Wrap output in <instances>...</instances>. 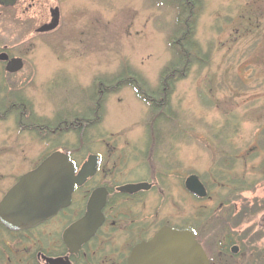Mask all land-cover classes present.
Wrapping results in <instances>:
<instances>
[{
    "label": "rangeland",
    "instance_id": "rangeland-1",
    "mask_svg": "<svg viewBox=\"0 0 264 264\" xmlns=\"http://www.w3.org/2000/svg\"><path fill=\"white\" fill-rule=\"evenodd\" d=\"M197 3L191 38L200 60L169 87L160 78L174 59L177 0H63L64 10L71 7L68 19L66 12L55 32L33 43L0 31V42L20 45L33 66L30 74L26 69L14 76L29 75L22 88L0 84V197L48 152L74 150L78 161L96 153L100 170L89 189L104 178L111 186L154 184L122 202L120 209L136 215L137 233L165 222L194 226L214 264H264V0ZM128 78L144 82L140 93L162 100L164 107L153 113ZM13 95L25 101L23 115L20 105L9 107ZM81 118L96 121L85 126ZM63 121L73 125L50 132ZM38 124L48 128L34 129ZM226 156L233 163L222 171ZM220 171L230 181L245 180L248 188L225 191L235 186L216 180ZM192 173L208 190L201 200L183 186ZM60 216L59 228L71 219ZM227 233L231 242L223 252ZM124 236L115 233L121 249ZM29 257L0 264H38Z\"/></svg>",
    "mask_w": 264,
    "mask_h": 264
},
{
    "label": "flooded vegetation",
    "instance_id": "flooded-vegetation-1",
    "mask_svg": "<svg viewBox=\"0 0 264 264\" xmlns=\"http://www.w3.org/2000/svg\"><path fill=\"white\" fill-rule=\"evenodd\" d=\"M62 3L63 0H0V31L8 29V31L11 33L13 32L18 38H23L25 41H32L31 43H33L41 35H48L55 32L65 19L66 12L68 19V14H71V7L68 5L64 10ZM45 25H54V27L50 30L40 31V28ZM7 38L9 37L7 36ZM20 47V45L9 46V44L4 43V41L2 43L0 42V54L6 57L0 59V84L5 87L22 88L25 82H29V80H27L29 75L20 80H13L14 76L25 73L26 69L28 70L27 73L30 74L33 68V66L27 64L28 54L26 55L25 51H21V49H19ZM12 58H20L23 62L21 69L16 72H8L6 70V64ZM7 100L12 101L9 103V107H14L16 105L21 106H19V115H23L24 112H26L27 106L25 101L20 99L19 95H13ZM99 100L98 97L96 101L97 109ZM96 110L91 114L96 116ZM17 120L20 121L19 119ZM77 120L79 119H76V124H80ZM81 121H86L85 126H87L92 121H96V119L81 118ZM72 125V122L67 123L63 121V127H61V123H59L57 128L52 129L50 132L54 134L55 132L67 131ZM20 127L22 129H32L28 126L25 127V125H20ZM78 148L81 147L78 146ZM56 150L62 151L67 155L68 160L73 165L74 174H77L89 155H96L98 161L95 172L81 185H76L74 187L68 205L61 207L55 214L37 225L24 229L10 230L0 221V262L7 263L11 258L23 262L26 259V255H29V258H36L38 264H49L47 261L48 258H61L62 262L58 264H126L127 256L134 245L150 239L160 227L164 225H169L177 229L187 227L185 225L175 226L165 222L159 225L155 231L148 232L147 229L141 228V231L137 233L136 215L132 210L124 211L120 209L123 205L125 206L122 202L126 199L132 200L135 196L140 194V192L143 193L152 190L154 184L147 181H138L151 184V186L147 190H140L130 194L120 192L118 188L124 184L137 182H124L117 186H111L110 178H104L89 189V184L94 182L98 177L100 170L101 157L96 153L87 154L81 161H78L74 156V150L64 151L55 149L48 152L34 167L22 174L34 169L43 159ZM76 150L78 151L79 149ZM20 176H18L2 194L0 201L8 189L18 181ZM99 187H103L106 190V200L101 208L103 217L102 223L96 229L95 233L80 245L76 253H70L63 242L62 233L67 227L85 215L88 199L92 191ZM60 213L71 216V219L68 220L64 226L62 223L59 228V222L62 220V216L58 217ZM117 232H121L122 235H125V239L123 240L125 245L123 249L120 248L115 240V233ZM135 234H137L138 237L136 240H132V235ZM19 235L28 236L26 240H23ZM214 261V259H209V264H214Z\"/></svg>",
    "mask_w": 264,
    "mask_h": 264
},
{
    "label": "water",
    "instance_id": "water-1",
    "mask_svg": "<svg viewBox=\"0 0 264 264\" xmlns=\"http://www.w3.org/2000/svg\"><path fill=\"white\" fill-rule=\"evenodd\" d=\"M53 27L45 25L40 31ZM4 58L5 55L0 54V59ZM22 65L20 58H12L7 62L6 70L16 72ZM97 161L96 155H89L77 174H74L67 155L61 151L52 152L33 170L20 176L5 193L0 201V221L10 230H18L33 227L47 219L68 205L74 187L93 175ZM150 186L144 182L128 183L118 190L132 194L147 190ZM184 187L200 198L207 195L206 188L196 174H189L185 178ZM105 200L106 190L103 187L94 189L88 199L85 215L62 233L63 242L70 253H76L102 223L101 208ZM237 249L236 245L231 247L233 253ZM47 261L49 264H58L62 259L48 258ZM126 264H209V260L190 229L164 225L150 239L137 243L131 249Z\"/></svg>",
    "mask_w": 264,
    "mask_h": 264
},
{
    "label": "trees",
    "instance_id": "trees-1",
    "mask_svg": "<svg viewBox=\"0 0 264 264\" xmlns=\"http://www.w3.org/2000/svg\"><path fill=\"white\" fill-rule=\"evenodd\" d=\"M179 2V4H175L176 7L178 8V17H177V22L176 24V28L174 30V36H175V41L172 42L171 44V50L174 56V59L172 61H170L168 63V65L164 68L162 74H161V83L162 86L163 84L166 85L167 87H169L171 81L173 80V78L179 75H182L184 72H186L188 70V68L191 66V63L198 62L200 60L199 57V50L198 47L197 49H195V43L193 42V39L191 38L192 33H193V18H194V9L199 8L198 7V0H177ZM125 78H118L117 81H124ZM130 81H134V88L136 90V93L138 94L139 98H142L145 102L149 103L150 106H152L153 110L152 112L155 113L158 111V106L164 107L165 102H163L162 100L157 101L158 103H156V100H154L153 95H149L144 91V95H142L140 93L141 91V86H144V82H140V80L137 78V81H135V79L133 78H128V82ZM162 89V88H161ZM155 101V102H154ZM156 103V104H155ZM16 109H18V106H14ZM10 111V109H8ZM7 110V111H8ZM75 118L73 120V123H77ZM77 121H80L77 120ZM95 122V121H92ZM91 122V123H92ZM70 123V122H68ZM33 126V125H32ZM34 128H38V129H45L47 126H41V125H35L33 126ZM48 128V127H47ZM57 128L54 127L53 129ZM264 133H262L263 135ZM262 146L264 145V136L261 137L260 139ZM232 164L233 161L232 159H228V157L226 156L225 158L223 157L221 160V168L222 171L227 169V164ZM223 165V166H222ZM229 169V167H228ZM221 172V174L219 175V173L217 172L216 174V180L220 179L221 182L224 184H226L225 186H227V184H231L232 186L234 185L235 188L232 190L231 188H225V191H229L230 194L234 193V192H240L243 191L245 189L248 188V186H246V182L245 180H242L240 178H235V179H231V181L229 180L228 177H224V172ZM228 193V194H229ZM228 194L226 196H228ZM225 202L227 199H224ZM231 242L230 239V235L229 233H227L226 237L221 240V243H223V246L221 247L223 252H228V246Z\"/></svg>",
    "mask_w": 264,
    "mask_h": 264
}]
</instances>
